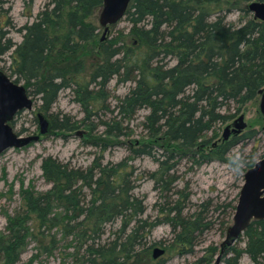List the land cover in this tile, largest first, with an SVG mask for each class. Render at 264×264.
<instances>
[{
  "label": "trees",
  "instance_id": "obj_1",
  "mask_svg": "<svg viewBox=\"0 0 264 264\" xmlns=\"http://www.w3.org/2000/svg\"><path fill=\"white\" fill-rule=\"evenodd\" d=\"M251 1L131 0L125 12L128 31L97 42L90 18L102 0H50L31 23L20 27L19 43L0 34V55L12 50L7 75L22 81L35 106L38 98L37 110L47 118L51 131L71 132L79 127L67 115L59 119L50 113L59 92L66 88L76 93L90 117L91 107H107L98 98L111 79L116 78V84L134 83L116 99L115 118L101 121L102 133L87 139L102 150L111 137L129 134L125 119L148 109L142 122L145 138L129 143L128 154L117 162H103L99 155L82 168L51 155L42 158V174L50 188L21 190L22 207L7 216L0 231V264H24L20 254L32 235L31 219L48 230L59 227L65 234L73 233L86 243L89 264H154L149 250L155 242L147 240L159 219L142 217L145 207L133 193L138 179L131 162L140 156L152 157L157 169L148 177L165 192L175 180L171 170L179 159L230 165L228 153L238 137L212 143L207 133L233 117L223 108L229 110L233 103L238 112L264 89V21L254 19L247 10ZM4 3L0 0V15ZM233 11L240 13L236 22L227 20ZM252 155L243 173L255 163ZM224 207L231 216L235 204ZM182 211L176 204L163 218L174 243L190 252L211 223L204 220L202 211L190 215ZM116 220L120 225L113 239L102 242L104 226ZM234 242L225 244L221 252L227 264H240L243 253L252 264H264V220L251 221ZM51 243H55L53 235ZM219 251L209 245L207 254L191 264H209Z\"/></svg>",
  "mask_w": 264,
  "mask_h": 264
},
{
  "label": "rangeland",
  "instance_id": "obj_2",
  "mask_svg": "<svg viewBox=\"0 0 264 264\" xmlns=\"http://www.w3.org/2000/svg\"><path fill=\"white\" fill-rule=\"evenodd\" d=\"M49 1L5 0L2 6L3 13L0 15V34L3 33L5 38L10 39L12 43H19L22 39L20 27L31 23ZM100 10L101 8L90 18L96 26L97 42L109 40L120 32L128 31L130 25L124 15L119 21L109 25L107 32L103 34V27L98 22ZM239 17L240 13L233 11L227 15V20L236 22ZM11 52L12 50H9L0 55V70L6 74H10ZM133 86V82L116 84V78L111 79L105 87V94L98 98L103 101L99 102L107 107H101L100 104L96 108L91 107L93 114L90 117H87L85 108L77 100L76 93L71 88L61 90L50 113L59 119L67 115L77 121L79 127L71 132L49 129L46 134L40 135L38 141L21 148H9L0 154V231L5 229L7 216L13 215L22 207V189L44 192L50 188L41 170L43 157L51 155L73 166L86 168L99 155L102 156L103 162L121 160L128 154L127 145L129 143H137L145 138L146 129L142 122L148 109L141 108L130 119L124 120L128 125V135L120 138L111 137L110 140H106L108 144L103 150L87 142L89 135L91 139L102 133L104 127L100 124L101 121H111L115 118L116 99L124 96ZM259 98L248 102L238 112L235 111L233 103L230 104L229 110L223 108L222 111L226 113H234L233 117L215 124L212 131L207 133V137L212 138V143H219L223 141L224 128L226 126L232 128L233 122L243 115L245 127L238 134L231 133L226 140L238 137L228 153L232 159L241 153L246 160L251 153H253L254 161L264 156V116L259 110ZM35 100L36 106L33 104L32 110H23L16 114L14 123H11L15 132L22 135L38 134L39 125L36 115L40 113L37 110L40 102L38 98ZM85 124L92 125L93 129L89 130L84 126ZM205 150L207 152L208 147ZM131 163L135 169V177L138 179L134 183L133 193L143 201L145 207L142 217L149 221L156 216L159 219L158 224L151 229L147 240L148 243L155 242L149 250L151 258L154 247L163 248L159 256L153 257L154 264L158 261H160L158 264H191L199 256L207 254V246L221 247L227 230L226 227L223 228V223L227 221L228 227L233 215L230 216L229 209L224 205L229 202L236 204L238 192L243 183V172L235 175L230 171V165L217 160L195 163L192 159L182 158L175 162L171 170V173L175 175V180L170 185L169 191L165 192L155 187L153 180L148 177V172L157 169V162L152 157L140 156ZM176 204L182 207L183 215L202 211L204 220L211 223L190 252L184 251L180 245L174 243L171 227L164 222L163 217L166 211ZM28 225L32 235L26 239L25 247L20 254L24 264H27L31 258L30 264H89L85 253L86 243L76 239L73 233L65 234L59 227L48 230L45 226L40 227L33 219L28 222ZM119 225V220L107 223L104 226L101 241L113 239ZM51 235L55 237L54 245L51 243ZM238 245L242 246L243 241L238 242ZM216 256L217 254L209 264H227L223 257H220L216 263ZM239 263L252 264V261L246 253H243L239 258Z\"/></svg>",
  "mask_w": 264,
  "mask_h": 264
},
{
  "label": "water",
  "instance_id": "obj_3",
  "mask_svg": "<svg viewBox=\"0 0 264 264\" xmlns=\"http://www.w3.org/2000/svg\"><path fill=\"white\" fill-rule=\"evenodd\" d=\"M131 0H102L98 22L103 27V34L108 26L119 21L124 15ZM247 10L254 19L264 21V1L253 0L247 3ZM34 101L28 95L26 88L11 79L0 70V154L9 148H21L40 139V135L49 130L47 118L37 113L38 134L22 135L14 131L11 125L16 114L23 110H32ZM259 110L264 116V89L259 98ZM245 127L243 115L234 122L233 127L224 128L222 138L227 140L229 135L238 134ZM264 220V156L255 161L252 167L243 174V183L238 192L232 222L227 227L225 241L221 243L216 256L217 263L225 244L233 243L248 227L251 221ZM163 248L154 247L153 257L159 256ZM215 264V263H214Z\"/></svg>",
  "mask_w": 264,
  "mask_h": 264
},
{
  "label": "clouds",
  "instance_id": "obj_4",
  "mask_svg": "<svg viewBox=\"0 0 264 264\" xmlns=\"http://www.w3.org/2000/svg\"><path fill=\"white\" fill-rule=\"evenodd\" d=\"M247 163L248 161L242 153L237 154L230 162V171H232L235 175H239L243 171V168L247 166Z\"/></svg>",
  "mask_w": 264,
  "mask_h": 264
}]
</instances>
